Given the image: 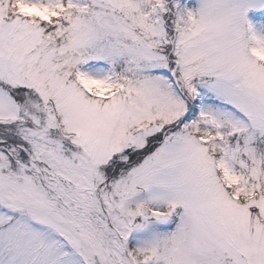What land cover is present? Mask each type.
Here are the masks:
<instances>
[{
	"label": "snow or ice",
	"instance_id": "1",
	"mask_svg": "<svg viewBox=\"0 0 264 264\" xmlns=\"http://www.w3.org/2000/svg\"><path fill=\"white\" fill-rule=\"evenodd\" d=\"M0 264H264V0H0Z\"/></svg>",
	"mask_w": 264,
	"mask_h": 264
}]
</instances>
